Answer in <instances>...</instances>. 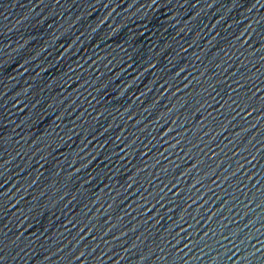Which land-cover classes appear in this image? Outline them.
<instances>
[{
  "label": "water",
  "instance_id": "1",
  "mask_svg": "<svg viewBox=\"0 0 264 264\" xmlns=\"http://www.w3.org/2000/svg\"><path fill=\"white\" fill-rule=\"evenodd\" d=\"M0 264H264V0H0Z\"/></svg>",
  "mask_w": 264,
  "mask_h": 264
}]
</instances>
